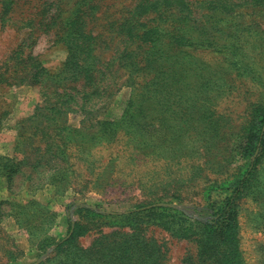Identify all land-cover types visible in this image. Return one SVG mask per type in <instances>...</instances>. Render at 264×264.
Here are the masks:
<instances>
[{
  "label": "rangeland",
  "instance_id": "1",
  "mask_svg": "<svg viewBox=\"0 0 264 264\" xmlns=\"http://www.w3.org/2000/svg\"><path fill=\"white\" fill-rule=\"evenodd\" d=\"M263 114L264 0H0V264H199L236 188L264 264Z\"/></svg>",
  "mask_w": 264,
  "mask_h": 264
},
{
  "label": "trees",
  "instance_id": "2",
  "mask_svg": "<svg viewBox=\"0 0 264 264\" xmlns=\"http://www.w3.org/2000/svg\"><path fill=\"white\" fill-rule=\"evenodd\" d=\"M11 10V9H10ZM260 127L258 132L253 133V146L257 142L264 140V114L260 120ZM251 173V169L247 170ZM239 191L236 188L232 196L227 200L224 208L219 212H214L211 219L203 223V227L198 231H193L192 236L195 235L197 242L198 252L197 259L199 264H241L239 240H238V207L235 202V197ZM155 206H145L136 210L130 211L129 214H137L143 210H152ZM198 232V233H197ZM72 235L63 240H70ZM143 241L135 240L129 241L126 250L117 252L112 248H108L111 252L108 264H147L150 260L154 259L149 264L157 263L156 255L160 253V248L157 244H151L145 240V245L141 244ZM101 247L95 244L89 248L82 249L84 253L81 256L83 262L77 257L68 258L63 264H97ZM84 254V255H83ZM102 254V253H101ZM103 255V254H102Z\"/></svg>",
  "mask_w": 264,
  "mask_h": 264
}]
</instances>
